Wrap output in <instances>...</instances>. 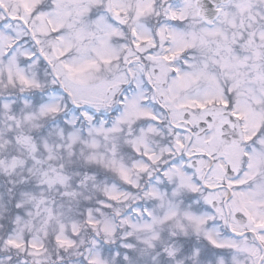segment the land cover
Here are the masks:
<instances>
[{
  "label": "snow or ice",
  "instance_id": "6c2138e0",
  "mask_svg": "<svg viewBox=\"0 0 264 264\" xmlns=\"http://www.w3.org/2000/svg\"><path fill=\"white\" fill-rule=\"evenodd\" d=\"M0 264H264V0H0Z\"/></svg>",
  "mask_w": 264,
  "mask_h": 264
}]
</instances>
